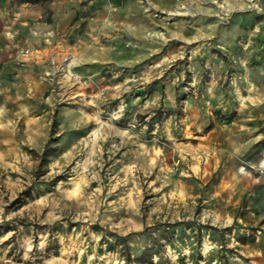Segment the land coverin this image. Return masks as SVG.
Listing matches in <instances>:
<instances>
[{
  "label": "rangeland",
  "instance_id": "1",
  "mask_svg": "<svg viewBox=\"0 0 264 264\" xmlns=\"http://www.w3.org/2000/svg\"><path fill=\"white\" fill-rule=\"evenodd\" d=\"M0 264H264V0H0Z\"/></svg>",
  "mask_w": 264,
  "mask_h": 264
},
{
  "label": "trees",
  "instance_id": "2",
  "mask_svg": "<svg viewBox=\"0 0 264 264\" xmlns=\"http://www.w3.org/2000/svg\"><path fill=\"white\" fill-rule=\"evenodd\" d=\"M36 1H38V0H36Z\"/></svg>",
  "mask_w": 264,
  "mask_h": 264
}]
</instances>
